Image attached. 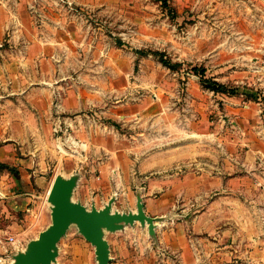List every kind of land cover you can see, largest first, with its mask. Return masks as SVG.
Wrapping results in <instances>:
<instances>
[{"label":"rangeland","instance_id":"374dc122","mask_svg":"<svg viewBox=\"0 0 264 264\" xmlns=\"http://www.w3.org/2000/svg\"><path fill=\"white\" fill-rule=\"evenodd\" d=\"M25 1L36 13L25 31L46 41L31 56L3 42L0 143H14L35 173L18 186L19 166L0 167L19 193L0 196V264L51 222L58 174L78 176L73 198L89 208L115 196L114 209L136 210L141 195L195 254L226 240L233 253L216 264H264V0ZM200 68L235 92L204 85ZM202 207L215 216L194 218ZM195 222L223 231L197 233ZM146 225L106 235L128 230L138 264H167ZM58 250L52 264L97 263L75 223Z\"/></svg>","mask_w":264,"mask_h":264},{"label":"crops","instance_id":"0c3cea01","mask_svg":"<svg viewBox=\"0 0 264 264\" xmlns=\"http://www.w3.org/2000/svg\"><path fill=\"white\" fill-rule=\"evenodd\" d=\"M35 9V12L39 10L42 16L48 15L46 14L45 7L42 5L38 6V4H36ZM35 16L36 13L29 10V5L25 0H0V73L4 70V61L2 59L4 50H6L3 44L4 41H11L12 49H17V51H24L26 47L28 51H30L29 53L27 52L30 56L32 55V51H37L42 48V46L36 42L46 41V35L36 33L35 31H25L35 27ZM24 42L28 43H25L26 45L24 46ZM36 45L40 46L36 47ZM13 144L12 142L0 143V162H5L12 166H19L18 169L20 172L15 171L13 173L11 184L17 183V185L20 186L22 180L24 183L28 184L31 181L30 176H33L35 173L30 171L33 164L29 159L21 157ZM24 169H26V172L23 171ZM2 170L4 171V169L0 168L2 177L10 174V172H6L5 174ZM205 176L206 174L204 172L199 175L201 178ZM3 179H0V196L14 197L19 195V193H15L9 188L7 190L2 184ZM36 179L37 177H34V180ZM164 198L165 196H163V199ZM145 209L147 213L155 215V213L150 212L147 207H145ZM213 216H215V213L210 210L209 207H202L198 208V212L194 215V218H211ZM156 224L157 244H151V242L146 244L151 245L150 248L153 249L152 254L156 255L158 259L167 264H181L183 261H189L187 264H199V261H206V259H209L208 264L212 262H214L213 264L223 263L229 260L230 252L233 253L229 248V243L221 238L219 241L204 244V254H200V252L195 254L194 248L198 250L197 244L190 243L178 226L169 227L163 223L159 225L158 221ZM143 230L146 232L148 231V224ZM219 230L222 232L223 226L208 227L204 224H196L195 222V231H197V233H199V231H203V233H213ZM106 237L109 240L111 255L114 258L110 264H138L141 262V249L138 247V249L134 248L133 242L127 239L128 230L126 232L113 233L109 236L106 235ZM146 251L148 255V252H150L149 249L147 248Z\"/></svg>","mask_w":264,"mask_h":264},{"label":"water","instance_id":"95a60500","mask_svg":"<svg viewBox=\"0 0 264 264\" xmlns=\"http://www.w3.org/2000/svg\"><path fill=\"white\" fill-rule=\"evenodd\" d=\"M78 176L56 175L48 194L51 203V222L39 234L31 238L24 250L18 251L10 264H52L59 253L58 242L72 224L95 246L96 264H110L112 260L106 231L122 229L127 224H148V232L156 234L157 218L148 214L141 195L137 196V209L120 211L114 209L115 196L102 207L95 204L89 208L80 200H74L73 193Z\"/></svg>","mask_w":264,"mask_h":264},{"label":"trees","instance_id":"16d2710c","mask_svg":"<svg viewBox=\"0 0 264 264\" xmlns=\"http://www.w3.org/2000/svg\"><path fill=\"white\" fill-rule=\"evenodd\" d=\"M161 60L165 64H167L169 66L175 65L174 62H172L171 60L165 58L164 56H161ZM199 72L202 75V81H203L204 85H206L207 87H210V88L215 89V90H221V91H226L227 90V91L235 92L234 88L228 87L227 84L221 83V82H217V81L213 80V78L207 76L206 73H205V68H200ZM0 167H7L8 169L9 168L10 169L13 168L12 165H10L8 163H5V162H0Z\"/></svg>","mask_w":264,"mask_h":264}]
</instances>
